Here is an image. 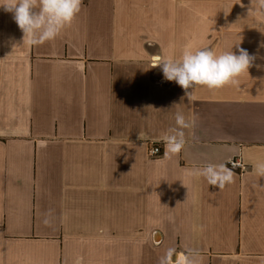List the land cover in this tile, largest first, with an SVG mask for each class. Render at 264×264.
<instances>
[{"label":"crops","instance_id":"0c3cea01","mask_svg":"<svg viewBox=\"0 0 264 264\" xmlns=\"http://www.w3.org/2000/svg\"><path fill=\"white\" fill-rule=\"evenodd\" d=\"M239 41L256 57L239 86L197 85L189 100L158 65L185 48L238 54ZM177 112L191 127L166 156ZM259 161L264 10L251 0H83L36 46L0 9V264H188V250L264 264ZM207 164L233 182L189 175Z\"/></svg>","mask_w":264,"mask_h":264},{"label":"clouds","instance_id":"9594fccd","mask_svg":"<svg viewBox=\"0 0 264 264\" xmlns=\"http://www.w3.org/2000/svg\"><path fill=\"white\" fill-rule=\"evenodd\" d=\"M82 3L83 0H0V9L13 15L24 38L27 37V43L36 46L55 39L70 26L80 12ZM251 3L264 10V0H251ZM235 46L238 54L232 49L218 54L210 48H185L180 58L166 55L158 65L162 67L164 78L181 86L190 100L187 90L197 85L206 86L209 90L227 85L239 86V77L248 72L256 57L241 48L240 41ZM175 124L163 138L166 156L178 154L187 142L184 130L191 127L190 120L177 112ZM254 169L258 176L264 177V161L257 162ZM189 175L204 177L209 185L218 186L219 189L234 180V173L227 164H207L190 171ZM195 257L193 250H188V264H198Z\"/></svg>","mask_w":264,"mask_h":264},{"label":"built area","instance_id":"2783aa9c","mask_svg":"<svg viewBox=\"0 0 264 264\" xmlns=\"http://www.w3.org/2000/svg\"><path fill=\"white\" fill-rule=\"evenodd\" d=\"M150 152L153 156H156V155H159L162 152V150L158 144H153ZM229 164L232 168L238 169V170L239 169L243 170L246 167V163L241 157H238L235 160H231Z\"/></svg>","mask_w":264,"mask_h":264},{"label":"water","instance_id":"95a60500","mask_svg":"<svg viewBox=\"0 0 264 264\" xmlns=\"http://www.w3.org/2000/svg\"><path fill=\"white\" fill-rule=\"evenodd\" d=\"M160 241V240H159ZM172 262L177 263L178 262V253H175L172 257Z\"/></svg>","mask_w":264,"mask_h":264}]
</instances>
